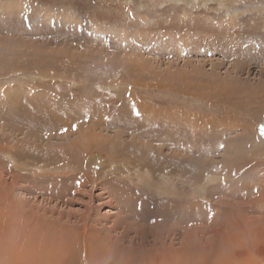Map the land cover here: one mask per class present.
Listing matches in <instances>:
<instances>
[{
	"label": "rangeland",
	"instance_id": "374dc122",
	"mask_svg": "<svg viewBox=\"0 0 264 264\" xmlns=\"http://www.w3.org/2000/svg\"><path fill=\"white\" fill-rule=\"evenodd\" d=\"M91 133L118 144L114 169L123 160L130 167L121 171L131 185L124 194L146 212L128 218L135 226L127 236L118 223L110 236L123 240L114 248L140 257L158 250L182 264H240V252L242 263L251 255L264 264L254 249H264V0H0L6 242L21 245L18 229L32 236L80 229L89 206L81 176L97 174L103 189H120L105 186L108 158L89 160L103 145L86 140ZM144 158L152 166L181 163L187 176L162 179L139 167ZM116 206L89 218L106 239L111 211L131 212ZM142 226L153 230L147 239ZM32 256L22 253L24 263H37Z\"/></svg>",
	"mask_w": 264,
	"mask_h": 264
},
{
	"label": "bare ground",
	"instance_id": "6f19581e",
	"mask_svg": "<svg viewBox=\"0 0 264 264\" xmlns=\"http://www.w3.org/2000/svg\"><path fill=\"white\" fill-rule=\"evenodd\" d=\"M125 105H123V106H125ZM130 106H128L129 109H130ZM142 111H143V108L140 109V112H142ZM47 112H49V114L53 117V119H55L57 116L59 118V116L61 115V113H59L60 114L59 115L57 113L58 111L57 110H53V109L48 110ZM149 112H151V110H149L148 112L146 111V113H149ZM74 114H72V115H74ZM76 114H78V113L76 112ZM99 114H101V113H99ZM86 115L91 118V116L96 115V113L93 110H91V111L89 110V111H86ZM146 116H149V115H146ZM69 119L70 118L68 116H67V119L65 118V120L70 121ZM108 119L109 118H106V120H108ZM177 120H178V118H177ZM70 125L69 126L66 125L65 127H67V129H68V127L71 128L72 126H70ZM94 126L96 127L97 125H94ZM62 128H64V126H62L61 129ZM174 131H175V129H174ZM115 136L116 137L119 136L118 138H120L121 137V133H116ZM90 138H92V139H90ZM85 139L88 140V141H92L93 143L100 142V144H103V143L107 142V141L102 140L100 137L99 138L95 137V135L93 133H91L90 136H87ZM80 143H82V141ZM96 145H98V143L95 144V146ZM100 147L102 148V151H100L99 153L98 152L93 153V156L89 157V160H92V162H94L95 159H100L99 162H98V163H100V162L104 161V159H102V157L103 158L105 157L106 159L108 158L109 161L112 163V166L109 169L110 176L108 177V180L106 181V185L105 186L108 185V187H107V189H108L109 187H111L116 182L117 185L118 184L121 185L120 189H116V188L111 189L110 188L108 191L103 189L102 186H103L104 181L98 180V175L97 174L94 175V176H91V177H87V178L84 177L85 175L79 177L78 179H80V180L82 179V181H83L82 184L88 182L87 185H86V186H88V189L87 190H84V189L82 190V191H85L87 193L86 194L87 195V200H88L87 204L89 205L87 207L88 209H86L85 218L81 220L82 227L80 229L72 228L69 231L68 230L64 231V230L58 228V230L56 229L57 232H54V231L45 232L46 231L45 230L44 232H39V233H37L35 235L33 234L34 236H32L30 234H25L24 232H22L21 230L18 229V231L20 233L19 239L22 241L21 245L9 244L8 242H6V239L9 236L6 238V236H4V234L1 235V233H0V255L4 254L6 256L5 257L6 263L5 264H25L24 261H23L22 253L23 254L25 253V255H26V253H28L32 258H33V256H32V254H33L35 259H37V261H38L35 264H182V259L180 257H178L177 255L163 254V253H160L158 250L155 251V254H153L154 252L151 251V252H146L143 256L140 257V256L134 255L132 253H126V252L123 251L122 248H120V249L114 248L113 245H118V242L123 240L122 238L113 240L111 238V236H110V234L112 232L116 231V229L119 228L120 225L118 226V223H120L123 226L122 236L123 237L127 236V234H128V233H126L127 232L126 231L127 228L135 226L134 224H132L131 221H128V218H132L133 220H137V221L142 220V216L141 215L144 214L145 210L139 208V207H142V205H143L142 201H141V206L138 207V209H139V211L141 213L136 212L137 210L133 209V207H135V205L134 206L131 205L132 204V202H131L132 198L130 197L129 193H125L124 194V192H125L124 189L125 188L127 189V187L131 186V185H124L125 181L121 178V174H122L121 171L122 170L123 171H128V169H130V167H129V161L127 162L126 160H123L122 162H125V164L118 166L117 172L114 169L115 168V164H114L113 155L115 153V156H116V154L120 150V148L118 147V144L116 145V144H108L107 143V145L103 144ZM144 147H147V146H144ZM63 148L66 149V148H69V147L67 145L66 147H63ZM65 152H67V151H65ZM80 153L81 152H79V154ZM66 154L68 155L69 153L67 152ZM66 154H65V156H66ZM172 156H174V155H172ZM72 157L74 158V155ZM72 157L70 156L69 158H72ZM76 157H78V155H76ZM129 157L131 159H133V160H136V159H134L135 157H131V156H129ZM144 159H145L144 161L139 162V164H138L139 167L140 168H146L144 170H149L148 168H150V169L153 168L155 174H160L162 179H164L165 176H171V177L179 178L178 181L182 182L183 179L186 178V176H187V175H185L184 178H182V176H183L182 167L179 166L181 163L177 164L173 168L172 167L170 168L167 162H165L164 165H161V166H152V164H150V162H149V160H150L149 158H147V159L144 158ZM77 161L79 162V160H77ZM86 164L88 165V163H86ZM75 165L77 167H79L77 162H76ZM146 165H147V167H146ZM103 166L104 165L101 164V168ZM98 167H100V164H98ZM72 173L73 172L70 173L71 175L70 174L66 175V178L69 179L72 176ZM149 174L152 175L150 172H149ZM120 180H122V181H120ZM78 184H79V186H81L80 182H78ZM98 184L101 185L102 189H100V187L99 188L97 187ZM97 188L100 189V191L95 192L97 190ZM105 194H106V196H104ZM102 196H103L104 199L106 198V200L102 201L101 200ZM95 200H98L97 204L95 203V205H93ZM165 201L167 202L168 199H165ZM113 202L116 203L117 206H119V204H120V207H121L122 210H124V211H129L130 210L131 212L128 215H126V214L124 215L123 214V216L120 217L119 216L120 213L118 211H116V212L113 211V210L111 211V213L116 216V220L114 219L113 223L111 225H108V226H106V228H104V231L109 236V238L106 239L105 237H103L102 235H99V233H96L95 231H93L91 229V227L88 225L89 224V218H90L91 215L94 214L95 209H97L98 207H100L102 205L107 204V205H109V207H115L116 205H113ZM138 204H140V203H138ZM136 206H137V204H136ZM118 209H119V207H118ZM151 209H153V208H151ZM156 209L157 208H154V210H156ZM134 210H135V212H134ZM166 214L168 215V212ZM176 216H177V212H176ZM173 217H175V216H173ZM177 217H179V216H177ZM161 218H162V216H161ZM5 220H8V219H5ZM91 220H93V219H91ZM165 220H163V221H165ZM13 224H14V222H13ZM173 225H176L175 222L172 224V226ZM5 226H6V224H5ZM19 226H21V225H19ZM145 226H142L141 231H140V236H141V238L147 239L148 236L151 234V232L153 233V230L148 229ZM148 227H151V226L148 225ZM7 228H8V226H7ZM13 231H15V229ZM16 231H17V228H16ZM5 232L8 233L9 231L8 232L5 231ZM26 235H27V237H26ZM18 236L19 235H17V237ZM13 241H14V239H13ZM111 246H113V248H111ZM254 249L260 250L259 252H261V250L264 252V249L260 248L257 243H256V246L254 247ZM3 250L5 251V253H3L4 252ZM246 253H247V251H246ZM236 255L238 257L236 259H238L237 261L240 264H254L252 262L253 259L251 260V258H250L251 255L248 254L249 256L247 258L245 257L246 258V260H245L246 262H244V263H242L243 262L242 258L239 259L240 252H237ZM19 256H20V261L18 263ZM14 258H15V260H14ZM25 261H26V264H31V262H32V261H29L28 259H25ZM262 262H264V261H262ZM233 263H234V261H233Z\"/></svg>",
	"mask_w": 264,
	"mask_h": 264
},
{
	"label": "snow or ice",
	"instance_id": "6c2138e0",
	"mask_svg": "<svg viewBox=\"0 0 264 264\" xmlns=\"http://www.w3.org/2000/svg\"><path fill=\"white\" fill-rule=\"evenodd\" d=\"M136 114H137V115H139V113H136ZM72 127H73V129H75V127H76V126H75V125H73ZM221 147H222V146H221Z\"/></svg>",
	"mask_w": 264,
	"mask_h": 264
}]
</instances>
